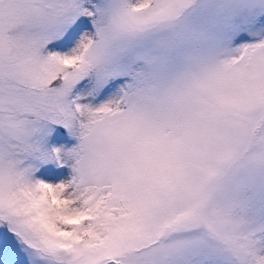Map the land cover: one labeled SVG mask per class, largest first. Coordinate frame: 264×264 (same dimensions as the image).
Here are the masks:
<instances>
[{
    "label": "snow or ice",
    "instance_id": "snow-or-ice-1",
    "mask_svg": "<svg viewBox=\"0 0 264 264\" xmlns=\"http://www.w3.org/2000/svg\"><path fill=\"white\" fill-rule=\"evenodd\" d=\"M0 264H264V0H0Z\"/></svg>",
    "mask_w": 264,
    "mask_h": 264
}]
</instances>
